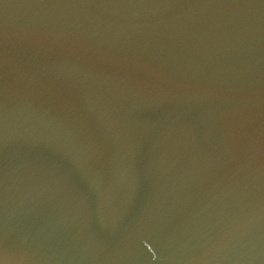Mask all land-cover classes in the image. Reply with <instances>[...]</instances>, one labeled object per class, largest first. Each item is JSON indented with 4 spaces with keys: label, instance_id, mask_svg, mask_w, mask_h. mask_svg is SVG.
<instances>
[{
    "label": "water",
    "instance_id": "1",
    "mask_svg": "<svg viewBox=\"0 0 264 264\" xmlns=\"http://www.w3.org/2000/svg\"><path fill=\"white\" fill-rule=\"evenodd\" d=\"M0 264H264V0H0Z\"/></svg>",
    "mask_w": 264,
    "mask_h": 264
}]
</instances>
